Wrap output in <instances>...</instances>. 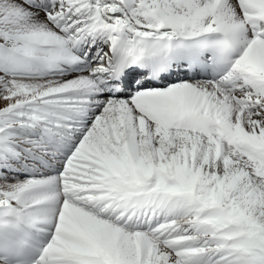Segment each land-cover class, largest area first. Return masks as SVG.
Listing matches in <instances>:
<instances>
[{"label":"snow or ice","instance_id":"snow-or-ice-1","mask_svg":"<svg viewBox=\"0 0 264 264\" xmlns=\"http://www.w3.org/2000/svg\"><path fill=\"white\" fill-rule=\"evenodd\" d=\"M0 264H264V0H0Z\"/></svg>","mask_w":264,"mask_h":264}]
</instances>
